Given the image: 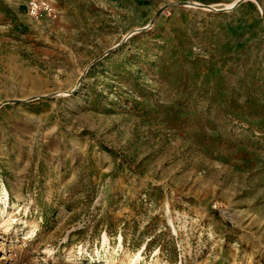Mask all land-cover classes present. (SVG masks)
<instances>
[{"label": "rangeland", "instance_id": "374dc122", "mask_svg": "<svg viewBox=\"0 0 264 264\" xmlns=\"http://www.w3.org/2000/svg\"><path fill=\"white\" fill-rule=\"evenodd\" d=\"M30 1L0 0V264H264V0Z\"/></svg>", "mask_w": 264, "mask_h": 264}, {"label": "built area", "instance_id": "2783aa9c", "mask_svg": "<svg viewBox=\"0 0 264 264\" xmlns=\"http://www.w3.org/2000/svg\"><path fill=\"white\" fill-rule=\"evenodd\" d=\"M29 9L32 14H39L42 11H50L51 4L46 0H31L29 2Z\"/></svg>", "mask_w": 264, "mask_h": 264}, {"label": "crops", "instance_id": "0c3cea01", "mask_svg": "<svg viewBox=\"0 0 264 264\" xmlns=\"http://www.w3.org/2000/svg\"><path fill=\"white\" fill-rule=\"evenodd\" d=\"M2 104H3V103H2ZM2 104H0V106H1Z\"/></svg>", "mask_w": 264, "mask_h": 264}, {"label": "bare ground", "instance_id": "6f19581e", "mask_svg": "<svg viewBox=\"0 0 264 264\" xmlns=\"http://www.w3.org/2000/svg\"><path fill=\"white\" fill-rule=\"evenodd\" d=\"M195 3V2H194ZM212 8V7H211Z\"/></svg>", "mask_w": 264, "mask_h": 264}]
</instances>
